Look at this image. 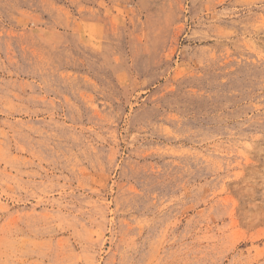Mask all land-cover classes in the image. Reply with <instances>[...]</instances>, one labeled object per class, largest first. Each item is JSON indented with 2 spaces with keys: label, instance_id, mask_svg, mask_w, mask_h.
Segmentation results:
<instances>
[{
  "label": "rangeland",
  "instance_id": "rangeland-1",
  "mask_svg": "<svg viewBox=\"0 0 264 264\" xmlns=\"http://www.w3.org/2000/svg\"><path fill=\"white\" fill-rule=\"evenodd\" d=\"M0 264H264V0H0Z\"/></svg>",
  "mask_w": 264,
  "mask_h": 264
}]
</instances>
